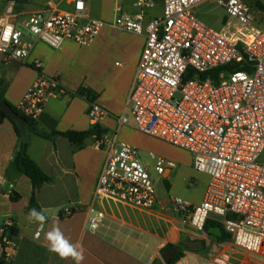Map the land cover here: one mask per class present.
<instances>
[{
	"label": "built area",
	"instance_id": "1",
	"mask_svg": "<svg viewBox=\"0 0 264 264\" xmlns=\"http://www.w3.org/2000/svg\"><path fill=\"white\" fill-rule=\"evenodd\" d=\"M259 1L163 0V15L145 24L143 8L152 4L140 0L139 12L115 21L122 30L146 34L128 100L136 129L187 153L194 170L210 178L202 203L170 198L171 209L198 232H205L213 220L236 247L264 257V13L256 5ZM73 5L72 11L50 8L29 15L20 27L8 6L6 17L0 18V54L27 62L33 39L55 49L66 42L91 45L106 24L97 19L82 23L85 0H74ZM203 6L225 12L220 30L198 20L195 10ZM32 66L41 69L43 63L36 59ZM64 93L57 79L39 78L17 109L37 122L48 102ZM103 115L93 103L91 120ZM99 145L109 156L96 200L154 209L159 197L140 150L109 133ZM150 158L164 178L178 167L154 153ZM88 211L90 229L98 232L105 214L93 206ZM74 213L67 208L62 216ZM17 250L16 224L7 218L0 223V264H14Z\"/></svg>",
	"mask_w": 264,
	"mask_h": 264
},
{
	"label": "crops",
	"instance_id": "2",
	"mask_svg": "<svg viewBox=\"0 0 264 264\" xmlns=\"http://www.w3.org/2000/svg\"><path fill=\"white\" fill-rule=\"evenodd\" d=\"M73 1L0 0V18L6 17V8L11 5L17 15L15 24L20 27L27 16L50 8L72 11ZM139 1L85 0L86 10L81 22L97 19L106 24L100 36L89 46L66 42L61 49H55L33 39L27 62L6 60L0 54V91L8 104L17 108L27 90L39 78L57 79L65 93L48 102L36 122L37 128L47 133L63 134L85 132L98 124L107 133L116 135L118 140L138 148L141 160L155 182L159 203L154 209L145 210L125 203L96 200L99 179L109 154L107 149L100 147L95 136L89 137L84 146L78 148L62 135L43 139L30 132L27 123L16 120L21 131L19 138L13 124L5 120L0 123V223L7 218L15 221L18 250L14 264H75L70 258L61 260L48 251L45 233L57 225L66 238L82 246V264H152L158 259L164 264L161 255L168 244L182 245L184 256L177 264H264L263 256L236 247L231 237L223 242L214 235L198 232L189 224L183 225L172 211L171 214L168 211L167 200L171 198L169 192L172 189L170 177L174 171L168 177L159 176L150 154L173 161V149L175 153L177 150L184 154L186 168L192 169L189 179L195 180L199 190V198L188 201L192 205L202 203L210 178L194 170L187 153L142 134L135 127L128 100L146 44V34L122 30L115 20L139 12ZM147 1L152 6L143 8L145 24L161 17L164 8L163 0ZM36 59L42 61L41 69L32 66ZM80 88L91 90L96 99L92 102L79 95ZM93 103L104 113L96 122L89 117ZM23 142L27 144L30 158L50 178L36 190L37 204L48 217L42 230L28 218L34 191L32 182L18 172L14 164ZM182 176L186 179L185 175ZM11 193L19 199L14 201ZM91 206L105 214L98 232H93L89 226L88 210ZM67 208L74 209L75 213L69 217L61 216ZM220 226L222 232L227 233ZM38 232L40 237L36 239ZM198 240L206 242L203 249ZM184 242H188V248H184ZM190 244H198L199 248L192 250Z\"/></svg>",
	"mask_w": 264,
	"mask_h": 264
},
{
	"label": "trees",
	"instance_id": "3",
	"mask_svg": "<svg viewBox=\"0 0 264 264\" xmlns=\"http://www.w3.org/2000/svg\"><path fill=\"white\" fill-rule=\"evenodd\" d=\"M257 7L264 10V6L260 2L257 3ZM1 85H2V81L0 80V86ZM78 94L83 96V97H86L87 99H89L92 102L96 99V95L91 90H89L87 88H80L78 91ZM2 103L8 104V102L5 99L3 92L0 91V106ZM9 106L13 110V113L19 119H21L27 123V127H28V130L30 132H32L33 134H35V135H37L43 139H52L55 136L62 135L64 137H66L67 139H69V141L71 143H73L75 146H77L78 148H82L85 144V141L89 137L95 136L99 140V139H101V137L105 133H107V131L102 129V127L98 124H95L90 130L85 131V132H73V131H71V132H66L63 134L58 133V132L47 133V132L39 130L36 126V122L26 118L20 111H18L17 108H15L11 105H9ZM5 120H9L13 124L15 133L20 138L21 137V131H20V128L18 127L16 120L9 113H7L4 109H2L0 107V122H3ZM14 164H15V167L18 170V172H20L21 174L28 177L32 182L34 191H33L32 199H31V203H30V208L31 209L37 208L38 210H40V208L37 204V201H36V190L41 185L49 182L50 178L39 167V165L30 158V156L28 155V152H27V144L24 142L21 144L19 151L17 152V154L14 158ZM11 196H12V199L14 201H17L19 199V196L14 195V193ZM61 216H62V213H61ZM214 227H221V226L218 223L207 222V224L205 226V233L209 236H213V234H210L209 230L211 228H214ZM217 239L220 241H223V242L227 241L221 237H217ZM197 243H199L201 249H203L205 244H206V242L202 241V240H198ZM175 249H180V253L178 256H176L171 261L170 264L177 263L184 256V252L182 251V245L181 244H178V245L168 244L163 249V253L170 251V250H175ZM152 264H163V263L161 262L160 259H158V260H155Z\"/></svg>",
	"mask_w": 264,
	"mask_h": 264
},
{
	"label": "rangeland",
	"instance_id": "4",
	"mask_svg": "<svg viewBox=\"0 0 264 264\" xmlns=\"http://www.w3.org/2000/svg\"><path fill=\"white\" fill-rule=\"evenodd\" d=\"M249 2L251 0H248ZM264 1V0H263ZM262 0H260L259 2L264 6V2ZM251 3V2H250ZM257 3V2H256ZM255 3V4H256ZM257 5V4H256ZM261 13H264L263 10L260 9ZM195 15L198 18V20L200 22H202L203 24H205L206 26L216 29V30H220L223 27V22L222 20L225 17V12L218 8V7H213V6H203L200 8H197L195 10ZM260 16H263L262 14ZM262 29L264 30V27H262ZM158 140V139H156ZM168 146V145H166ZM170 150H172L173 148H169ZM168 149V150H169ZM174 150V160L178 163V168L176 170H174L173 174L170 177V182L172 184V189L169 192L171 198H181L185 201H195L196 199L199 198V190L196 188L195 186V180L189 179L192 176V169L188 170L186 168V160L184 157V154L180 151L176 150L175 153V149ZM177 154V155H176ZM260 161L264 163V152L260 157ZM189 171V173H188ZM190 174V175H189ZM182 175H185L186 179L183 178ZM191 183L192 185L189 186L188 183ZM160 189V187H159ZM167 192H165L166 194ZM168 202V211L171 214V211L173 212L174 216L176 217V219H178L179 222L184 223L183 218L178 215L173 209L170 208V198L167 200ZM168 212V213H169ZM172 217V215H170ZM190 242V241H188ZM188 242H184L183 244H185L184 248H188ZM193 250V249H192ZM262 261V260H261Z\"/></svg>",
	"mask_w": 264,
	"mask_h": 264
},
{
	"label": "clouds",
	"instance_id": "5",
	"mask_svg": "<svg viewBox=\"0 0 264 264\" xmlns=\"http://www.w3.org/2000/svg\"><path fill=\"white\" fill-rule=\"evenodd\" d=\"M28 218L31 222L38 224L41 230L48 219L44 211L38 210L37 208L29 210ZM45 239L47 241L48 251L56 254L61 260H67L70 258L75 264H82V261L84 260L82 246L79 243H72L66 238L58 225L45 233Z\"/></svg>",
	"mask_w": 264,
	"mask_h": 264
},
{
	"label": "water",
	"instance_id": "6",
	"mask_svg": "<svg viewBox=\"0 0 264 264\" xmlns=\"http://www.w3.org/2000/svg\"><path fill=\"white\" fill-rule=\"evenodd\" d=\"M2 109H4L7 113H9L15 120H17L18 122H25L21 119H19L14 113L13 110L11 109V107L6 104V103H2L0 106ZM1 123V122H0ZM26 123V122H25ZM210 234H213L216 237H221L225 240H229L230 239V235L228 233H223L221 227H214L211 228L209 230ZM189 248L191 249H198L199 245L198 244H190ZM180 253V249H175V250H170L167 252H164L161 255L162 261L164 262V264H170L171 261L178 256Z\"/></svg>",
	"mask_w": 264,
	"mask_h": 264
},
{
	"label": "snow or ice",
	"instance_id": "7",
	"mask_svg": "<svg viewBox=\"0 0 264 264\" xmlns=\"http://www.w3.org/2000/svg\"><path fill=\"white\" fill-rule=\"evenodd\" d=\"M61 246H62V244H61Z\"/></svg>",
	"mask_w": 264,
	"mask_h": 264
}]
</instances>
